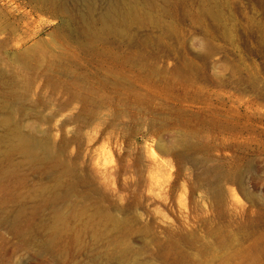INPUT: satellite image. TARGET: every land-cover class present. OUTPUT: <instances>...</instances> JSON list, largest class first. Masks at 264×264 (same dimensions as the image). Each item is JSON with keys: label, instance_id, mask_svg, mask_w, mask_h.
<instances>
[{"label": "rangeland", "instance_id": "374dc122", "mask_svg": "<svg viewBox=\"0 0 264 264\" xmlns=\"http://www.w3.org/2000/svg\"><path fill=\"white\" fill-rule=\"evenodd\" d=\"M109 1L139 21L98 44L151 83L97 89L93 126L47 56L0 47V264H264V0ZM59 23L35 12L24 47L59 54ZM153 87L165 106L113 104ZM187 126L195 149L173 142Z\"/></svg>", "mask_w": 264, "mask_h": 264}, {"label": "bare ground", "instance_id": "6f19581e", "mask_svg": "<svg viewBox=\"0 0 264 264\" xmlns=\"http://www.w3.org/2000/svg\"><path fill=\"white\" fill-rule=\"evenodd\" d=\"M21 1L23 7L15 0L11 3L10 8L5 10V18L8 23H5L7 24V30H5V24H3L5 21H1L0 34L4 31H7L8 34L0 40V47L5 51H8L9 47H13L15 49H24L21 53L33 51L44 54V58L47 56L49 61L57 65V73L60 76L58 79L59 82L50 79L51 85L54 88L61 86L60 93L63 92L68 100L81 103V107L77 109L76 116L79 129L86 126H93L96 121L98 122L100 120L101 109L106 110L112 107L111 100L110 102H99V104L97 103L93 107L91 106V101L95 100H92L91 97H93L97 89H102L107 85H112L117 88L123 84H128V87H130L132 84L140 86L142 85L140 83H151L146 74L141 71L133 70L130 63L131 56L129 54L98 44L109 35H113L115 27L112 25H115V20L117 18L120 17L121 20H125V18L131 17V20L138 22L139 17L136 16L133 9H130L128 12L129 16L123 15L122 12L118 11L117 5L112 3V0V2L109 1V3H111L109 7L106 5L102 6L99 0ZM25 6H29V9ZM95 11H97L96 15L93 13ZM35 12H43L60 20L59 25L57 27L55 26L52 32L54 34V39L51 37L54 41L58 42V45L60 44L62 46L60 47L61 51L59 54L53 53V50L49 49L48 41H46V43H41L42 41L33 40L31 44L24 47L26 41L36 33L30 26V23L33 22V15ZM1 17H3V10L0 9V18ZM100 33H104L105 36H98ZM64 63L69 65H65ZM145 86L147 87L148 85L146 84ZM153 88V91L147 90L144 92L131 89L132 95L130 102L127 103L121 99L120 102H115L113 104L118 106L122 105V109L123 105L128 106L130 104L129 106L134 105L139 110L141 104L144 103L155 109V101L161 104L163 103L162 106H165L164 104L170 99V96L164 89ZM122 89H124V87ZM142 89H144L143 86ZM10 94L15 93L10 91ZM117 99L119 100V98ZM95 103L96 102H94V104ZM119 109L117 108V110ZM118 113L120 112H113L115 116H118ZM5 120L9 121V115L3 119V121ZM148 123L150 128L155 126L153 120L148 121ZM200 135L201 131L199 129L189 128L188 126L177 128L174 130L173 142L176 144L175 146L181 149H195L197 148V140L195 138ZM19 143L28 146V141L26 139H21ZM158 150L164 153L169 152L162 143L158 145ZM224 174H222V176Z\"/></svg>", "mask_w": 264, "mask_h": 264}]
</instances>
